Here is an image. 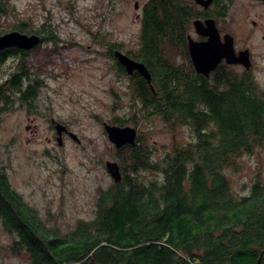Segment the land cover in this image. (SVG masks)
<instances>
[{"label": "trees", "instance_id": "trees-1", "mask_svg": "<svg viewBox=\"0 0 264 264\" xmlns=\"http://www.w3.org/2000/svg\"><path fill=\"white\" fill-rule=\"evenodd\" d=\"M8 3L0 0V33L9 29ZM195 14L185 0H145L137 45L116 44L152 78L129 74L116 59L129 79L132 113L109 123L139 132L136 144L116 147L122 179L99 188L92 218L67 231L48 226L0 158V227L13 238L10 253L27 264H264V179L247 193H236L231 179L246 155L264 152V86L253 71L226 64L209 76L196 71L186 39ZM10 29L29 33L34 24L20 18ZM28 55L0 49V65L20 59L0 76V117L16 103L34 108L41 81ZM155 118L194 136L184 143L175 137L161 151L143 127Z\"/></svg>", "mask_w": 264, "mask_h": 264}, {"label": "rangeland", "instance_id": "rangeland-1", "mask_svg": "<svg viewBox=\"0 0 264 264\" xmlns=\"http://www.w3.org/2000/svg\"><path fill=\"white\" fill-rule=\"evenodd\" d=\"M5 1L11 13L3 19V28L9 31L14 21L29 17L34 24L51 23L62 42L45 43L33 51V58L28 55L29 67L39 75L41 86L34 108L16 103L2 113L0 158L6 162L13 186L39 211L41 219L52 228L67 231L79 219L94 216L99 188L114 181L106 161H118V154L104 122L132 113L129 79L118 72L113 60L98 52L100 45L89 36L87 25L92 30L97 27L95 14L102 0ZM113 1V11L106 13L107 20L102 19L104 31L113 33L112 38L123 46L133 47L140 36L145 0ZM252 20L264 23V4L232 1L225 25L234 30L238 47L250 48L253 72L264 86V28L255 27ZM18 60L9 58L1 64L0 76L12 73ZM36 61L44 66L41 74L33 64ZM52 117L66 123L80 141L64 133L59 145ZM143 127L148 141L161 151L175 137L184 143L194 136L186 126L174 132L159 118L147 120ZM242 161L244 170L231 174L236 193L249 192L258 176L264 179V152L246 155ZM12 242V236L0 227V264H27L26 256L9 252Z\"/></svg>", "mask_w": 264, "mask_h": 264}, {"label": "water", "instance_id": "water-1", "mask_svg": "<svg viewBox=\"0 0 264 264\" xmlns=\"http://www.w3.org/2000/svg\"><path fill=\"white\" fill-rule=\"evenodd\" d=\"M197 2H204V4L208 6L212 0H197ZM138 4L139 2L136 1V7ZM194 25L197 32L208 36L207 40L204 41H196L189 36V53L198 73L209 76L211 72L214 71L223 61V59H226L228 63L242 62L246 66L250 65L249 50L245 49L237 54L234 47V37L231 33H226L225 40L222 41L214 19H207L205 22L200 19H196L194 20ZM38 42L39 36L17 29L0 33V49L8 47L30 49ZM116 55L129 74H132L135 70H137L142 73L149 82H151V72L143 61L136 60L121 50H117ZM54 122L56 123L57 141L59 145L63 144L64 133H67L73 139L80 141L78 135L70 130L65 123L56 120H54ZM104 126L109 139L116 145V147L120 148L125 144L134 145L137 143V136L139 132L137 127L130 124L118 125L109 122H104ZM106 166L115 181L118 182L122 179V173L117 161L108 160L106 161Z\"/></svg>", "mask_w": 264, "mask_h": 264}, {"label": "flooded vegetation", "instance_id": "flooded-vegetation-1", "mask_svg": "<svg viewBox=\"0 0 264 264\" xmlns=\"http://www.w3.org/2000/svg\"><path fill=\"white\" fill-rule=\"evenodd\" d=\"M103 1L104 0H102V2H101V4L103 3L102 6L98 7V12H96V14H95V17H96L95 18V21H96L95 24H97V27L95 28V30H91V31L88 30V33H89V36L92 37V40L96 44L100 45V46L96 47L98 52L106 55L110 61L113 60L114 61L113 64L117 67V60L116 59L118 57L116 55V52H117V50H120V49L117 48L116 44L120 43V42H118L115 38H112V37H115L113 35V33H110L109 31H104V25L102 23L103 22L102 19L107 20L106 13L108 14V12L111 13L113 11V7H114L113 2L114 1L113 0H105L104 2ZM185 1L188 3L189 6L194 8L195 13H196L191 18L190 31L187 33V37H186L187 46L189 44V36L196 41H204V40H207V38H208L207 35L199 33L196 31L195 25H194V20L200 19L203 22H205L207 19H214L216 26L219 30L220 38L222 41L225 40V34L226 33H231L234 37V47H235L237 54L240 53V51H242V50H245V49L249 50V60H250L249 66H246L242 62L241 63H228L226 61V59H223V61L219 64V66L222 64L223 65L226 64L228 66H233L236 68L247 69V70L253 71V69L255 68L254 67L255 61H254L253 53L251 52L250 48L249 47H238L236 45L234 30L228 29V23H227V25H225L226 22H229L228 21V7L232 3V1H235V0H212V2L208 6H206L204 4V2H197V0H185ZM255 1L264 4V0H255ZM141 17H142V14H141ZM77 20L79 21V18H77ZM252 22H253V25H255V27L262 26V28H264L263 22L258 23L256 20H252ZM48 28L52 30V33L56 37L55 39H53L51 36L48 37V31H47ZM29 34H35V35L39 36V42L34 47H32L30 49H26V50L23 48H20V47H14V48H19L22 51H28L29 55H32V58L34 57L33 51H36L37 49L42 47L45 43L56 42V44H57L58 41L62 42V39L60 38V36L57 35L56 31H54V28L52 27L51 23H48L45 21L42 22L41 24H37V23L34 24V31L29 32ZM56 49H58L57 46L55 47V50ZM188 50H189V47H188ZM122 52H124V51H122ZM112 53H113V56L111 55ZM124 53H126V52H124ZM244 57H245V55H244ZM33 64H34L35 68L37 66L36 69L39 70L40 71L39 74H41V71L43 70L44 66L41 63L40 64L37 63V61L34 62ZM136 71L137 70H135L134 72H136ZM42 73H44V71ZM37 76L40 79L39 75H37ZM54 120H56V119H54L52 117L51 121H52V124L54 126V129L56 130V123L54 122ZM56 121H59V120H56ZM60 122H62V121L60 120ZM28 127H30V125ZM33 128H36V127L33 126Z\"/></svg>", "mask_w": 264, "mask_h": 264}]
</instances>
